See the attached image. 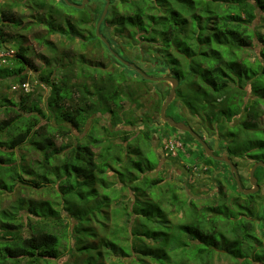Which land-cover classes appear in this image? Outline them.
<instances>
[{"label":"trees","instance_id":"16d2710c","mask_svg":"<svg viewBox=\"0 0 264 264\" xmlns=\"http://www.w3.org/2000/svg\"><path fill=\"white\" fill-rule=\"evenodd\" d=\"M91 1L82 9L63 0L36 4L42 9L38 21L46 28L39 44L55 52L47 35L59 33L81 45L95 39L108 53L95 33L105 1L90 8ZM4 20L20 25L0 9V23ZM107 23L127 45L143 46L152 58L140 61L149 60L151 70H168L179 80L176 97L205 136L223 142L230 159L251 160L250 166L264 161V47L253 59L247 53L255 41L264 45V0H110L100 32L112 44L104 31ZM6 36L0 27V46ZM13 46L12 63L0 66V77L23 82L33 71L48 93L43 105L41 98L31 99V92L18 101L0 97V110L6 114L0 120V190L12 192L23 174H34L31 185L51 184L54 195L0 208V264H51L63 246L77 254L74 264H264V238L256 232L258 191L243 194L234 179L230 191L218 179L211 199L199 203L189 196L191 185L161 175L163 157L153 146L152 121L143 120L138 131L127 128L139 119L127 114L122 103L128 99L135 104L142 85L127 89L124 71H132L137 83L148 80L115 58L117 70L82 52L74 61L65 60L67 55L42 56L40 66L23 41ZM112 48L118 51L120 45ZM97 114L108 118L101 130L95 124ZM92 118L82 138L57 147L58 135L67 137L71 127L82 131ZM25 143L45 150V158L34 166L18 161L16 149ZM203 156L205 165L218 162ZM255 177L263 183V167L255 169ZM240 180L245 181L242 175ZM117 215L126 219L122 236L113 242Z\"/></svg>","mask_w":264,"mask_h":264},{"label":"rangeland","instance_id":"374dc122","mask_svg":"<svg viewBox=\"0 0 264 264\" xmlns=\"http://www.w3.org/2000/svg\"><path fill=\"white\" fill-rule=\"evenodd\" d=\"M41 0L33 1V0H4L1 1L0 9L6 11V16L9 18H14L19 21V26H13L14 20L7 21L4 20L0 23V27L7 33L6 39L7 41L3 42L1 45L5 49H13L15 52L14 42L23 41L26 45H28V54L32 61L36 65H43L44 59L42 56L52 59V55H55L56 58L65 59V55H67V59L76 60L78 58V53L82 52L87 59L91 58L93 61H102L105 65H107V69L109 70H117L118 65L114 63V57L104 48V46L98 43L97 40H93L87 42L85 45H81L80 42L75 40L66 41L61 34L59 33H50L47 35V38L52 41L56 45L55 52H51L48 48L39 44V37L45 34L46 28L44 24L38 21V14L41 13L42 9L37 5ZM54 4L55 0H49ZM76 2L77 0H73ZM41 3V2H40ZM37 4V5H36ZM47 6L49 3H46ZM88 4V3H87ZM89 7L93 8L98 5L97 0H92L89 3ZM45 11V10H44ZM57 17V16H55ZM258 22H256L257 24ZM96 25V24H95ZM258 29L261 30L262 27L258 26ZM104 31L107 33V37L111 39V46L114 44L120 45L118 48V53L124 58H128L132 60L133 63L139 65L143 71H145L149 75H170L168 70L156 72L151 70L150 64L145 61H140V59H150L149 54H145V49L143 50V46L138 45L137 47H132L126 44V38L121 35L118 31H116L110 23L106 24V28ZM264 45L259 42H253L252 46L248 50V55L250 59H253L255 56H259L261 48ZM142 55V56H139ZM69 56V57H68ZM125 58V59H126ZM156 62V61H155ZM11 60L8 58V62L4 65L11 64ZM143 63V64H140ZM2 65V66H4ZM124 73L128 76V84L129 87L127 89L133 90L136 89L137 84L142 85V89L138 94H135L137 102L130 105L128 99H125L122 103L123 108H126L127 114H132L133 117L139 119L137 124L134 126H128L127 128H131L134 131L140 130L143 128V120H151V124L153 128L156 129L153 138V146L162 154L163 161L159 166V171L161 175H165L173 181L179 182L183 186L187 183V185H191L192 189H189V196H193L198 199L199 203L204 199H211L210 195L215 193L218 189L216 185V180L222 181L223 185L227 190H234L233 179L234 176L231 174L229 166L224 162H213L211 165H205L204 163V150L202 146L193 138H189L188 135L182 130L170 131L167 126L164 124L160 118V106L164 102L165 97L167 96L171 83L166 81H149L145 83H137V76H134L132 71L126 69ZM30 83V91L31 99L39 100L41 98L40 104H44V98L46 97L48 90L41 85L37 84L35 79V74L33 71L29 73ZM19 83L13 77L7 76L6 78L0 77V97L6 96L13 101H18L19 96L28 93L22 90L13 89V85ZM76 96V95H75ZM40 101V100H39ZM165 113L174 118L177 121H184L186 124L191 126L194 131L200 134L208 143V145L213 149L215 154H226V149L224 145H222V141L219 140L215 135L211 137L205 136L201 129H199V124L196 121V118L190 114L188 109L181 103V101L176 97L168 104ZM4 111L0 110V120L5 118ZM96 127L101 130L103 125H106L108 122V118L105 115L97 114ZM94 119H90L87 123H85L83 130L79 131L73 129L69 123L63 122L68 128L71 127V132L67 137L59 136L56 138L57 147L60 144H64L66 142L74 143L77 138H82L89 128L92 126ZM51 123H55L53 120ZM119 127L124 128L125 126L120 125ZM56 133V132H55ZM171 139L172 141H176L180 143V146L170 150L165 147V143L167 140ZM17 159L21 163L25 165L34 166V162L39 159L45 158V150H37L33 148V146L29 143H25L16 149ZM241 158L232 157V161H238L240 166H236L239 176L242 175L245 181L242 183L244 187H249L250 183L249 179V170L250 163L249 161H242ZM34 179L33 175L23 174V181L19 183V185L12 191L8 192L4 189L0 191V208L7 209L10 208L12 204L19 200H28V199H44L49 198L54 195V187L50 184H47L46 187H40L38 185L32 186ZM235 180V179H234ZM182 181V182H181ZM23 183V185H22ZM259 203L257 205V216H256V232L260 238H264V181L262 184H259ZM188 195V194H187ZM120 201H112L110 204V209H114L119 205ZM63 216L66 218V212L63 213ZM126 219V215L124 216H116L114 219L113 228H114V238L113 242L116 241L115 238H120L122 236V222ZM110 224V227L112 228ZM125 234V233H124ZM123 234V236H124ZM105 237V235H103ZM74 239L73 235L70 237ZM75 253L70 252L68 246H63L61 248V255L58 259L52 261L51 264H74V261L77 259ZM117 254L115 252L112 253V258L118 259ZM219 261V259L217 260ZM226 262L224 258H222L221 263ZM122 264V263H120Z\"/></svg>","mask_w":264,"mask_h":264},{"label":"water","instance_id":"95a60500","mask_svg":"<svg viewBox=\"0 0 264 264\" xmlns=\"http://www.w3.org/2000/svg\"><path fill=\"white\" fill-rule=\"evenodd\" d=\"M63 1L69 6H72V7L78 8V9H82L85 7V5L88 3L89 0H81L80 3H77V2H74L71 0H63ZM104 1H105V4L103 6L101 15H100V17L97 20L96 25H95V33L100 38V40L105 44L109 53L116 60H118L120 63L126 65L127 67H130L133 70H135L139 75H141L146 80L153 81V82L166 81V82L171 83L170 90H169L167 96L165 97L164 102L160 106V112L159 113H160V118L162 119V121L166 122L169 126L174 127L178 130L188 132L202 146V148H203V150L207 156L211 157L214 160L225 162L229 166L231 174L234 176L237 188L241 193L252 194V193L257 192L259 190V184L257 182V178L255 177V169L258 166H261L264 168V161L258 160L252 164V166L250 167V170H249L250 186L244 187L241 183L240 176H239V173H238V170H237L235 164L231 161V159L228 157L227 154H220V155L215 154L213 149L206 142V140L203 137H201L200 134H198L196 131H194L191 126L186 124L184 121H177L174 118L168 116L165 113V111H166L168 104L170 103V101L175 96L176 87L178 86L179 80L173 75H158V76L149 75L145 71H143L139 66H137L135 63L123 58L117 51H115L112 48L109 40L100 32V25H101L105 15H106L107 11H108V7L110 4V0H104Z\"/></svg>","mask_w":264,"mask_h":264},{"label":"built area","instance_id":"2783aa9c","mask_svg":"<svg viewBox=\"0 0 264 264\" xmlns=\"http://www.w3.org/2000/svg\"><path fill=\"white\" fill-rule=\"evenodd\" d=\"M13 49H5L2 46H0V66L4 65L6 62H8V58L14 56ZM13 89L16 90H22L24 92L30 91V83L28 80L19 82L16 85H13ZM180 146L179 142L172 141L171 139L167 140L165 143V147L173 150L174 148Z\"/></svg>","mask_w":264,"mask_h":264},{"label":"crops","instance_id":"0c3cea01","mask_svg":"<svg viewBox=\"0 0 264 264\" xmlns=\"http://www.w3.org/2000/svg\"><path fill=\"white\" fill-rule=\"evenodd\" d=\"M0 1H4V0H0Z\"/></svg>","mask_w":264,"mask_h":264},{"label":"flooded vegetation","instance_id":"af4514ba","mask_svg":"<svg viewBox=\"0 0 264 264\" xmlns=\"http://www.w3.org/2000/svg\"><path fill=\"white\" fill-rule=\"evenodd\" d=\"M220 162H223V161H220ZM225 163V162H224Z\"/></svg>","mask_w":264,"mask_h":264}]
</instances>
